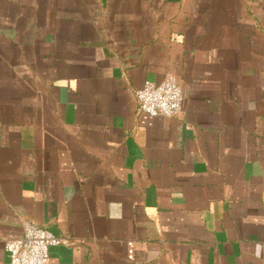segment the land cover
<instances>
[{"label":"crops","instance_id":"crops-1","mask_svg":"<svg viewBox=\"0 0 264 264\" xmlns=\"http://www.w3.org/2000/svg\"><path fill=\"white\" fill-rule=\"evenodd\" d=\"M25 222L48 264H264V0H0V264Z\"/></svg>","mask_w":264,"mask_h":264},{"label":"built area","instance_id":"built-area-1","mask_svg":"<svg viewBox=\"0 0 264 264\" xmlns=\"http://www.w3.org/2000/svg\"><path fill=\"white\" fill-rule=\"evenodd\" d=\"M138 110L150 117H175L181 113V88L171 75L158 84L145 83L135 92ZM62 240L32 222H25L22 234L5 241L9 264H48L49 249Z\"/></svg>","mask_w":264,"mask_h":264}]
</instances>
